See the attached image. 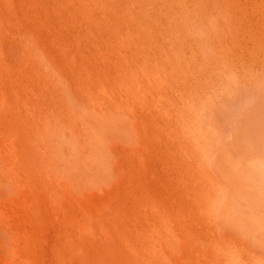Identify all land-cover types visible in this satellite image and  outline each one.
<instances>
[{
  "label": "bare ground",
  "instance_id": "1",
  "mask_svg": "<svg viewBox=\"0 0 264 264\" xmlns=\"http://www.w3.org/2000/svg\"><path fill=\"white\" fill-rule=\"evenodd\" d=\"M239 2L0 0V264L23 256L42 221L64 217L74 230L72 204L84 189L77 178L96 168L98 148L121 137L129 118L141 142L169 154L174 194L197 212L194 233H204L211 264H264V118L224 141L215 112L222 100L264 88V10ZM152 78L160 84L147 83ZM29 157L40 163L30 166ZM131 162L124 163L135 206ZM30 175L40 186L28 208ZM129 205L122 195L96 214L80 204L89 231L78 237L77 264H179L169 248L135 255L139 219ZM175 231L169 225L182 240ZM65 245L73 249L72 238Z\"/></svg>",
  "mask_w": 264,
  "mask_h": 264
},
{
  "label": "rangeland",
  "instance_id": "2",
  "mask_svg": "<svg viewBox=\"0 0 264 264\" xmlns=\"http://www.w3.org/2000/svg\"><path fill=\"white\" fill-rule=\"evenodd\" d=\"M236 1L237 0H235V2ZM239 1V3L243 4H248L247 2H249V7L250 5L251 7L252 5H255L254 10H257L259 12L264 10V0ZM12 4L13 3L9 4L11 5L10 9L13 6ZM53 10L57 12L56 7H54ZM13 12H15L14 9ZM252 26L254 25L251 24L250 28H252ZM255 27H253L254 29H252L255 30ZM49 28H52V26H49ZM50 31H52V29ZM59 41L62 42L63 40L59 39ZM66 41H68V39H66ZM66 41H64V43H66V46L68 48L71 43L68 44V42ZM136 43L135 47L137 45ZM54 78L57 83H66L59 74H55ZM153 78L156 79L157 77L153 76ZM152 79H149V81L147 79V83L153 81L149 84H152L154 86L160 84V82L158 81L160 79H157L156 81L155 79ZM227 83L233 82L228 79ZM258 83H264V76L259 80ZM28 84L29 86H34V83ZM145 84L146 83H144V85ZM263 89L264 88L255 89L254 92H249L253 94H250L251 96L249 95L247 97L245 95H248L249 93H246L244 95L245 97L241 96L234 102L222 100V102L219 103L218 107L215 108V112L218 113L216 115L219 116V123H221L223 127H226L224 131L227 130L226 133L224 132L225 137H227V139H223L224 141H228L232 137H235L236 133L241 134L242 124L246 123L247 121H254V123L257 122L258 124L263 122ZM32 91V89H27V99L29 97L30 103L31 101L34 102L33 96L32 99L30 96L31 94H33ZM250 99L252 100V102L250 101ZM255 99L258 101H256ZM246 102H248V104ZM231 104H234V106H232ZM235 109L237 111L234 112ZM228 117H230L231 119ZM230 121H232V123ZM32 137L33 135L31 136V138H29V142L31 143V145H33L34 142ZM150 144V139H147V137L145 139V143L144 141L141 142V130L135 127L134 119L129 118L128 121H123L121 137H108L105 140L103 147L98 148L99 157L96 168L89 170L82 169V173L77 178L79 180V184L82 185L84 189L80 188L78 192H76V200L72 204V211L75 216L74 230L70 227L67 228V222H65L66 219L64 217H51L53 224L56 223L55 226H53V224H51V222L49 221H42L40 224H42L43 227L40 226L38 228L35 226L31 231H29L27 235L28 243L23 256L21 258L11 259L6 264H67L68 255L72 257L73 262L76 259L74 262L76 263L77 258L81 256L78 251H75L76 248L78 249V247L80 246L78 237H82L83 234H86L89 231L87 230V224L89 222L86 221V215L81 211L80 204L85 206L86 209L88 208L92 213L96 214L100 210L109 208V205L119 199L121 195L123 196L124 201L130 204L129 208L131 210V215L135 213V221L139 219L138 228L135 231V255L138 254L139 257H142L144 259L143 254L147 256L156 251H164L168 250L169 248V250L173 253L180 255V257L178 258L180 261L179 264H211V261L209 259H211L212 252L209 249V244L206 243L205 236H203L204 233L201 234L198 231L194 233L196 224L199 223L197 212L186 198L177 197V195L174 194V192H176L174 191V187L178 186V182L177 177H174V175L171 174L173 169L171 167V164H169V160L167 159L169 158V154L166 152L163 153L164 155H162L161 151L159 152V154H156L157 151L154 152L153 150H150ZM123 151L125 153L123 155L127 156L122 157L121 152L123 153ZM117 152H120V154ZM116 153L119 155H117ZM161 155H166V159ZM160 156L163 158V161L161 160L162 158ZM125 157L126 160L128 157L130 162L132 161V165L135 166V174L133 173L135 185V206L132 205V193H129V181H132V179L129 180L130 175L126 173L128 172V170L125 164ZM152 159L153 161L156 160V163L151 161ZM157 160H159L160 162H157ZM28 162L32 167L40 163V161L36 160V158L33 159L30 157L28 158ZM166 162H168L169 165H167ZM149 163L151 166L149 165ZM154 163L156 165H154ZM159 163L162 165H160ZM125 169L127 171H125ZM30 176H28L27 179L28 208L33 206L34 202L32 196L34 195L36 188L40 186V183H35L37 182L36 177L33 175ZM48 179V174H41V181H47ZM46 181H44V183H46ZM44 183L42 184L44 185ZM177 189L178 188H176V190ZM129 199L131 200V203H129ZM80 217L83 218L81 219ZM58 224L59 226H56ZM169 225L175 227V232L183 235H179L182 240L171 235L172 233L169 232ZM66 230H69L71 235ZM203 237L205 239H203ZM32 238L40 241L43 247L40 246L39 248L37 247V249H34L35 245L32 244ZM70 238H72L73 249L65 245V243L70 240ZM81 250L83 251L82 247ZM139 264H144V261L140 262Z\"/></svg>",
  "mask_w": 264,
  "mask_h": 264
}]
</instances>
